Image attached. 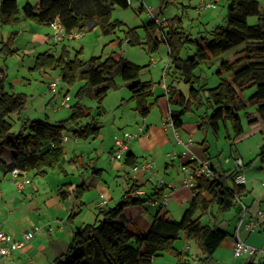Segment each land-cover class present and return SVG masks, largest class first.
I'll return each instance as SVG.
<instances>
[{"label": "trees", "instance_id": "obj_1", "mask_svg": "<svg viewBox=\"0 0 264 264\" xmlns=\"http://www.w3.org/2000/svg\"><path fill=\"white\" fill-rule=\"evenodd\" d=\"M128 6L126 0H38L34 5L28 1L19 4L18 0H1L0 26L18 25L22 19L38 25H48L57 20L67 34L81 32L87 23H91L90 28L97 26L102 34L108 35L122 26L120 20L110 18L112 8ZM250 16L257 18L255 24H248L247 18ZM164 24L169 28L167 44L171 72L189 84L187 96H182L176 103L180 107L170 109L172 127L180 129L184 113L203 108L199 115V129H203L204 135L208 131L216 134L220 128L226 129L229 126L231 136L226 130L225 138L236 139L244 132L240 111L247 103L255 104V113L264 124V12L259 2L227 0L223 23L213 26L208 34L198 37L192 38L178 31V20H165ZM143 27L145 44L149 51H153L158 45L153 38L156 24L148 20ZM162 27L160 25L161 29ZM15 34L13 31L10 38ZM127 37L129 44H141L134 29L127 32ZM186 43L191 44L193 50L182 58L179 54ZM234 48V57L220 63V68L216 71L220 80L215 86L206 87L203 83L193 85L194 82H199L194 71L202 62ZM14 52L6 49L8 55ZM66 53L63 45L59 55L49 50L42 51L35 56L30 68L37 72L58 69L61 80L69 85L82 81L75 93L77 100L70 106V116L64 120L50 122L46 119L21 118V112L26 106V94L9 90L0 77V151L8 149L12 152L11 161L7 165L0 156V166L6 171L18 168L23 172L43 176L48 170L62 164L64 136L67 139L73 136L83 141L97 138L100 134V122L81 101L87 96L96 99V116L101 115L104 110L102 101L108 91L116 87L114 76L117 74L127 84L130 99L135 102L134 110L141 117L147 116L154 106L157 97L152 98V83L139 80L141 66L138 64L112 55H97L82 60L77 56L69 58ZM224 73L228 77L223 76ZM249 88L252 91L245 95L244 91ZM175 91L172 88L167 94L172 96ZM11 114H16L21 122L18 132L12 131ZM243 115L249 126L258 121L247 112ZM71 158L73 159H69L68 164L74 160V157ZM256 159L264 172V142L259 146ZM123 164L134 169L137 166L135 156L127 152ZM212 168L215 169L213 166ZM100 171L98 169L96 172L100 174ZM237 172V168L220 171L219 177L213 180L203 176L196 177V184L190 189L191 197L181 217L173 220L165 212L158 211L145 231L137 229L132 217L126 212L128 208L141 207L144 202L134 194L139 185L127 176L128 189L122 199L112 207L99 210L100 218L94 222L75 228L65 251L54 257L53 264H152L153 258L162 252H171L181 257V262L183 253L173 246L180 235L185 239L195 240L202 254L197 264H207L215 249L229 234L217 225L201 223L199 217L194 218V214L198 210L203 213L212 206L222 213L229 210L235 203L234 197L240 199L246 193L245 184L234 182ZM64 186L67 185L58 188L61 200L67 194ZM89 189L90 186L82 181L71 193L82 204V196ZM75 215L69 213L67 221H71ZM243 264H264V259L258 256Z\"/></svg>", "mask_w": 264, "mask_h": 264}, {"label": "crops", "instance_id": "obj_2", "mask_svg": "<svg viewBox=\"0 0 264 264\" xmlns=\"http://www.w3.org/2000/svg\"><path fill=\"white\" fill-rule=\"evenodd\" d=\"M24 1L29 2V0H18V3L22 4ZM90 26L91 23H87L84 29H90ZM50 29L49 24L38 25L28 19H22L18 25L0 26V74L9 90L27 95L22 90H14V85L20 84V79L30 83L31 76L36 72L30 68L35 55L39 53L37 52L38 49L47 47V50H50L52 46L50 52L56 51L57 45L52 40ZM13 31L16 34L13 38H10ZM23 39L28 42L26 47L22 44ZM7 48L15 52L8 55L6 53ZM234 52L231 54V58L234 57ZM44 72L46 71L44 70ZM180 82H183V80L176 74L168 82L163 81L161 84L162 96L157 97L154 107L147 116L141 117L135 113L132 119H122V124L128 125L130 128L128 132L134 135V138L127 142V152L135 156L138 167L136 170L128 168L122 160L119 161L113 158V138L118 135L117 132H113L112 136H108V140L100 132L97 137L99 139L97 147L91 146L92 144L89 143L88 139L83 141L73 136L68 137L63 144L69 143L70 157L66 154L67 150L64 146L62 164L55 169L48 170L43 176L24 172L30 181L24 185L22 190L17 189L14 183L15 179L12 178L10 173L11 170L6 171L3 166H0V230L18 239L21 238L23 231L28 230L32 234L31 239L20 248L12 251L6 257H0V264H53L54 257L65 251L73 230L85 224L83 220H79V222L77 217L84 214L83 209L86 205L95 208L97 213L91 212L95 220L100 218L99 210L114 206L125 195L124 193L128 189L127 176L139 185L134 194L144 200L141 207L126 210L129 216L132 217L133 224L137 229L147 230L158 211H160L159 213L165 212L166 216L170 217L173 212L177 213L180 210L182 215L181 210L184 211L188 199L191 197L190 188L182 185V166L186 165L191 157L198 160H207L217 172H220L219 167L221 168V164H215L204 156V150L207 147L203 139L196 143L192 142L189 146V152L182 154L184 147L181 143H178L172 127L166 122L170 109H173L172 105L174 104L173 110L178 109L180 106L176 103L179 102L182 96L186 97V93L179 85ZM125 86L127 87L126 83ZM172 88H175V93L172 96L166 94V90L168 93ZM153 91L152 84V95H154ZM54 97H57L56 94H54ZM169 99H171V103H169ZM253 118L258 121L250 125L252 128L251 133L258 128L257 130L263 134L264 124L258 119L257 113ZM183 127L184 124L179 130H182L185 134ZM179 130H177L178 133L181 132ZM193 133L183 139H191L190 136ZM236 139H232L233 143L238 141ZM262 139H264V136H262ZM105 141H107L106 145ZM99 146L102 148L100 149ZM11 155L12 152L8 149L0 151V156L5 165L10 163ZM71 157H74V160H71L68 164L67 161L73 159ZM236 157H241V154L236 153L234 159ZM226 161L230 162V160ZM242 161L243 167L238 170L243 172L246 177V193L240 200L246 205V213L242 219L240 237L248 244L262 247L264 246V216H258L257 212L264 209V172L260 169L259 174L255 176L246 174L245 171L247 168L249 169V164L245 163L243 158ZM146 162L154 164L152 170L141 169V166ZM235 168L234 166L233 169ZM98 169L101 170L100 174L96 172ZM221 171L225 170L221 168ZM104 173H114L116 178L114 184H108L105 180L104 182L93 181L95 178L102 179ZM169 173H172L173 178L166 177ZM178 176L180 178L182 176V179L174 182ZM82 181H85L90 188L93 187L95 193L91 198L92 200L86 199L88 191L84 193L81 199L82 204H80L71 191ZM62 185H67L64 186L67 193L64 200H61L58 196V188ZM169 192L171 194L168 203L165 206L156 208L158 205L154 201L160 200L164 193ZM232 208L234 214L231 216V228H222L229 235L215 249L207 264H228L230 255L233 256L234 232L242 216L240 201L235 200L230 209ZM71 212L76 215L71 221H67V217ZM247 222H254L252 230L245 227ZM179 238H181V235ZM180 248L183 253L182 261L184 264H190L188 261H197L199 257H202L198 247L193 251L189 250L190 247L187 245H182ZM258 256L247 255L245 260L257 258Z\"/></svg>", "mask_w": 264, "mask_h": 264}, {"label": "rangeland", "instance_id": "obj_3", "mask_svg": "<svg viewBox=\"0 0 264 264\" xmlns=\"http://www.w3.org/2000/svg\"><path fill=\"white\" fill-rule=\"evenodd\" d=\"M257 1L264 12V0ZM29 2L34 5L37 3V0H29ZM141 3L142 6L139 8ZM208 3H212V6H207ZM147 7L152 9L153 15L160 19L161 25L163 26L162 29H159V32L155 31L153 35V38L158 42L156 49L153 51H149L147 45L145 44V30L143 26L150 18L147 12ZM226 11L227 0H131L128 7H113L111 10L110 18L118 19L122 22V26L119 29H116L111 34L104 35L96 26L87 30L82 29L81 32L83 33V36L78 39H64L61 42H56L52 39L57 45L55 48L56 51L53 50V52L54 54L59 55L63 45L67 51L66 56L69 58L77 56L79 59L87 60L89 57L97 55H101L102 57L112 55L115 58H126L127 60L141 66L139 79L150 80L153 84L154 95L152 98H154L162 96L161 94L163 93V89L161 88V84L163 81L165 80L168 82L170 78L175 75L171 72L172 65L169 63L168 59V44L162 37V35H165L168 39L167 34L169 32V28L166 24H164V21L176 22V20H178V25L176 24L177 30L182 31L183 34L189 35L193 38L208 34L209 30L213 28V26L222 24ZM256 21L257 18L255 16L247 18V22L250 25L255 24ZM132 29H134L138 34L141 44L131 45L128 43L127 32ZM157 33L158 36L162 38H157ZM51 34L52 30L50 29V35ZM22 44L26 47L28 45L27 40L23 39ZM51 47L49 51L52 50ZM38 50L39 51L37 52L40 53L47 50V47H42ZM192 50V45L186 43L180 51L179 56L184 58L186 54H190ZM235 50L236 48L228 50L218 57L202 62L194 71V74L198 76L199 82L196 81L193 85L197 86L198 84L203 83L206 87L215 86L220 80V77L216 74V71L220 68V63L224 60L231 59V54ZM45 71L46 72L36 71L35 74L31 76L30 83L20 79L21 83L14 85V90H22L27 93L26 107L21 112V118L46 119L50 122H56L64 120L70 116V106L77 100L75 93L77 88L82 84V81H77L74 85H69L61 80L58 69H46ZM223 76L228 77L225 73ZM56 78H58L56 87L52 90L49 87V83L54 81ZM114 82L116 87L111 88L109 90L111 92L108 91L109 94L106 95L102 101L104 110L101 115L96 116V99L87 96L83 97L81 101L89 108L91 115L98 118L101 125L100 132L106 136V140H108V136H112L113 132H117L119 135L125 130H130L128 125L122 124V119H132L133 115L137 113L134 110L135 102L130 99V92L125 86V82L118 74L114 76ZM179 85L187 96L189 84L180 82ZM251 91L252 88L246 89L244 94L248 95ZM54 94H56V98L54 97ZM65 95H68L69 99L63 106H59L60 101L65 97ZM49 100H51V102H49ZM172 108L174 109V104L172 105ZM202 112L203 108L193 109L191 111H187L181 116L184 124L183 130L187 134H183V131L178 129L181 131L179 132L180 137L182 139L187 138L186 136L194 132L192 136H190L191 140L196 143L197 141H201L203 139V142L206 143L207 147V150L204 151V156L208 157L215 164H221V168L225 171L234 168V156L237 153L241 154L244 162L249 164V169L247 168L245 171L246 174H250L252 176L259 174L260 163L256 159V154L259 146L264 142V139H262L264 133L262 134L259 130H257L258 128L251 133L252 128L249 126L245 116L243 115L244 112H247L249 116H255V104L247 103L246 107L240 111L242 114L244 132L236 139L238 141L234 143L232 139L225 138L226 130L230 132L231 136V129L229 126H227L226 129L220 128L217 134L208 131L204 137L203 129H199V115ZM17 117L18 116L16 114L10 115L12 131L14 132H18L21 127V122ZM69 139L71 140V138ZM183 140L185 141L186 139ZM88 141L93 147H97L99 145L98 138L95 140L93 138H89ZM106 144L107 141H105V145ZM63 145L67 150L66 154L70 157L71 153L69 150V143L67 142ZM99 148L101 149L102 147L99 146ZM226 159L230 160V162H227ZM101 165H103V163H101ZM221 168L219 167V171H221ZM166 177L173 178V175L172 173H169ZM178 179H182V176L181 178L179 176L175 178L174 182ZM104 180L108 184H114V181L116 180L114 173H104L102 179L95 178L93 181L104 182ZM94 193L95 189L91 187L86 194V199H91ZM157 207L158 206H156V208ZM87 210L90 212H85ZM182 210L181 212H183ZM92 211L97 213L93 206L86 205L83 209L84 214H80L77 217V220H83V223L94 222L95 217L92 215ZM232 214H234L233 208L221 214L215 206H212L203 213L199 210L196 211L194 218L199 217L201 223L209 224L210 226L217 225L221 228H231L230 221ZM180 217V210L177 211V213L173 212L170 216L173 220H178ZM179 239L173 244L174 248L177 250L180 251V246L182 245L189 246V250L192 251L197 249L194 239H185L183 235H181V238ZM247 255L248 254H243L237 258L230 255L228 264H243L246 261L245 258ZM179 258L181 257L175 256L171 252H162L153 258L152 264H180ZM181 262L184 264L183 261ZM188 262L190 264H197V261L195 260H190Z\"/></svg>", "mask_w": 264, "mask_h": 264}, {"label": "built area", "instance_id": "obj_4", "mask_svg": "<svg viewBox=\"0 0 264 264\" xmlns=\"http://www.w3.org/2000/svg\"><path fill=\"white\" fill-rule=\"evenodd\" d=\"M128 4L131 3V0H126ZM142 4V3H141ZM207 6H212V3H208ZM148 15L150 16L149 20L154 21L156 24V32H159L161 21L157 16H154L152 13V9L150 7H147ZM49 26L52 30L51 37L54 41L61 42L64 39H78L82 36V32L80 31H73L72 33L67 34L65 32V29L59 24L57 20H54L49 23ZM162 31V30H161ZM163 39L167 42V37L165 35H162ZM158 36L157 38H162ZM1 77V74H0ZM58 78H56L54 81H51L49 83L50 89L54 90L56 87ZM167 94V90H166ZM69 99L68 95H65V97L60 101L59 106H63L66 101ZM167 124H169L172 127V121L170 118V113L166 119ZM173 133L175 138L177 139L178 143H181L184 147V151H182V154L189 152V146L192 144V140L188 138L186 141H183L177 132L173 127ZM134 138V135L128 131H123L119 135H115L113 138V158L119 161H123L125 154L127 152V142ZM67 136L63 137V140H66ZM194 160L195 163H188L186 165L182 166V173H183V179H182V185L188 188H192L195 186V178L198 176H203L209 180L217 179L219 177V172H217L215 169L212 168V166L209 164V162L205 159H196L195 157H191L192 161ZM228 160V159H226ZM189 161V162H190ZM235 161V167L237 169L243 167V161L241 157H236L234 159ZM138 167L136 166L134 170H136ZM153 164L151 162H146L141 166L142 170H152ZM12 178L15 179V185L18 190H22L24 185L30 181V179L26 176V174L21 171L18 168H14L10 171ZM234 182L236 184H242L244 185L246 183V177L243 172L238 170V172L234 176ZM170 192L164 193L162 195V198L158 201H154L158 207L165 206L169 199H170ZM236 201H240L241 204V218L238 221V224L236 226L235 232H234V241H233V247H232V253L234 257H238L243 254H248V256L253 255H259V257L264 259V246L262 247H256L254 245L246 243L241 237H240V228L242 225V219L246 213V205L241 202V200L235 196L234 197ZM258 216H264V209L259 210L257 212ZM245 227L248 230H252L254 227V222H247ZM32 237V234L26 230L21 233V238H15L9 233H6L2 230H0V257H6L8 256L12 251L20 248L22 245H24L26 242H28Z\"/></svg>", "mask_w": 264, "mask_h": 264}]
</instances>
